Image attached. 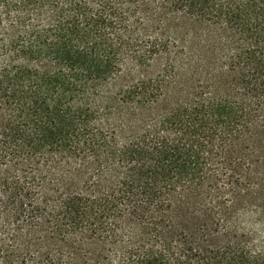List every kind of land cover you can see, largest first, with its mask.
Segmentation results:
<instances>
[{"label":"trees","instance_id":"trees-1","mask_svg":"<svg viewBox=\"0 0 264 264\" xmlns=\"http://www.w3.org/2000/svg\"><path fill=\"white\" fill-rule=\"evenodd\" d=\"M0 264H264V0H0Z\"/></svg>","mask_w":264,"mask_h":264},{"label":"rangeland","instance_id":"rangeland-1","mask_svg":"<svg viewBox=\"0 0 264 264\" xmlns=\"http://www.w3.org/2000/svg\"><path fill=\"white\" fill-rule=\"evenodd\" d=\"M206 31V30H205Z\"/></svg>","mask_w":264,"mask_h":264}]
</instances>
